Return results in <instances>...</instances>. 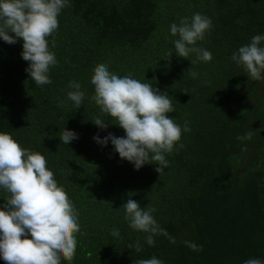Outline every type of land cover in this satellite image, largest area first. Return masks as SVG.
<instances>
[{
    "label": "trees",
    "instance_id": "obj_1",
    "mask_svg": "<svg viewBox=\"0 0 264 264\" xmlns=\"http://www.w3.org/2000/svg\"><path fill=\"white\" fill-rule=\"evenodd\" d=\"M69 4L58 16L57 31L47 38L57 59L50 67V84L37 85L25 71L29 62L21 56L22 39L8 44L0 38V131L46 157L47 167L79 213L74 258L71 262L62 258L61 264H134L152 257L181 264L179 260L193 252L184 242L199 245L204 240L201 222L211 203L216 169H221L211 171V161L223 164L225 178L231 173L228 123L244 109L253 81L231 56L253 36L264 35V0H69ZM195 13L212 20L211 30L196 44L211 52L210 62L191 64L194 53L189 59L176 54L173 41L179 36L171 34L170 26ZM98 64L166 91L175 108L168 115L182 129L187 124L189 131H182L174 150L165 154L169 164L160 173L155 163L136 170L119 157L111 141L104 146L93 139L109 132L125 135L91 100L95 94L91 77ZM189 71L197 72V77ZM73 81L85 93L79 109L67 97L74 90L69 88ZM95 116L109 119L105 121L109 127L96 126ZM65 128L78 135L68 145L59 138ZM223 152L229 155L224 157ZM7 195L0 189V204ZM129 198L145 210L156 209L152 215L166 235H155L154 245L147 243L148 233L132 229L125 220L123 204ZM246 227L244 236L264 257V232L255 221ZM113 229L119 236L112 234ZM137 241L141 251L128 248ZM0 264L6 262L0 258Z\"/></svg>",
    "mask_w": 264,
    "mask_h": 264
},
{
    "label": "clouds",
    "instance_id": "obj_2",
    "mask_svg": "<svg viewBox=\"0 0 264 264\" xmlns=\"http://www.w3.org/2000/svg\"><path fill=\"white\" fill-rule=\"evenodd\" d=\"M69 0H0V38L8 44L23 40L22 58L29 62L25 69L31 79L40 86L50 84V67L57 64L55 53L50 51L48 37L59 27L58 16L62 9L69 7ZM212 28V20L200 13L182 18L179 25L171 24L170 32L179 36L174 40L176 54L189 59L191 54L197 61L210 62L209 50L197 47L205 33ZM264 35H255L249 44L239 47L231 59L242 65L252 80H264ZM55 46V40L52 41ZM171 55V53H170ZM193 78L198 73L189 71ZM95 94L91 97L101 113L111 117L121 127L125 135L117 137L109 132L101 138L93 139L106 146L111 141L114 151L121 159H126L139 170L145 164L155 163V171L160 173L169 161L166 153H171L180 141L182 131L187 132V124L182 127L168 115L175 108L169 94L152 84L123 77L109 71L107 64H98L91 77ZM67 97L79 109L85 99L78 82H70ZM187 93V92H185ZM63 103V102H62ZM101 116L92 118L100 129L109 127ZM113 123V122H112ZM252 133H248L250 139ZM62 143L68 145L78 139L77 133L65 128L60 135ZM238 140L244 139L238 136ZM180 147H183L181 144ZM0 189L8 195L0 204V258L6 264H61L71 262L77 246L76 234L80 233L76 211L66 190L55 179L54 172L47 167L46 157L39 151H31L20 145L11 133L0 131ZM125 220L129 226L148 233L146 240L154 245V236L165 234L152 213L140 203L129 198L124 204ZM112 234L119 236V230ZM193 251H202V245L184 242ZM128 248L141 251L139 241ZM134 264H164L156 257L135 260ZM244 264H264L260 259H248Z\"/></svg>",
    "mask_w": 264,
    "mask_h": 264
},
{
    "label": "rangeland",
    "instance_id": "obj_3",
    "mask_svg": "<svg viewBox=\"0 0 264 264\" xmlns=\"http://www.w3.org/2000/svg\"><path fill=\"white\" fill-rule=\"evenodd\" d=\"M251 85L244 109L228 123L233 147L231 155H223L233 157L229 176L224 177L218 159L210 160L211 171L221 169H216V185L208 196L211 203L201 222L204 240L199 245L203 250L184 256L181 264H244L253 258L264 261L244 236L252 221L264 232V80H253ZM248 133H252L250 139ZM238 136L244 139L238 140ZM185 232L183 236L188 237Z\"/></svg>",
    "mask_w": 264,
    "mask_h": 264
}]
</instances>
